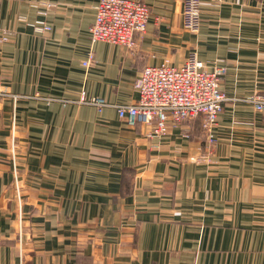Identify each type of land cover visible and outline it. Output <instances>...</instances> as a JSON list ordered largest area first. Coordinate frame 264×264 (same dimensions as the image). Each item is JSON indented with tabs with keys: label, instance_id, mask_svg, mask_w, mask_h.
<instances>
[{
	"label": "crops",
	"instance_id": "0c3cea01",
	"mask_svg": "<svg viewBox=\"0 0 264 264\" xmlns=\"http://www.w3.org/2000/svg\"><path fill=\"white\" fill-rule=\"evenodd\" d=\"M141 1L127 54L92 41L98 0H0V264H264V0H201L196 32L186 0ZM191 53L221 72L214 142L201 116L119 117L145 66Z\"/></svg>",
	"mask_w": 264,
	"mask_h": 264
},
{
	"label": "built area",
	"instance_id": "2783aa9c",
	"mask_svg": "<svg viewBox=\"0 0 264 264\" xmlns=\"http://www.w3.org/2000/svg\"><path fill=\"white\" fill-rule=\"evenodd\" d=\"M95 20L90 27L93 41L103 40L122 46L127 54L134 53L139 45V35L145 32L149 20V5L141 0H98ZM48 7L52 4L47 3ZM201 0H186L185 27L197 31L202 18ZM34 30L45 33L50 25L39 21ZM7 37L0 33V42ZM89 63V60L84 62ZM221 72L211 70L196 53L181 64L165 60L158 65L144 67L134 85L138 97L131 104H116L120 118L130 126L141 122L150 125V133L165 137L173 128L198 117H203V131L210 142L215 141L214 127L223 109L226 96L221 89ZM6 96L0 76V100ZM257 112L264 114V93L250 96ZM96 105H109L101 97L88 101Z\"/></svg>",
	"mask_w": 264,
	"mask_h": 264
},
{
	"label": "rangeland",
	"instance_id": "374dc122",
	"mask_svg": "<svg viewBox=\"0 0 264 264\" xmlns=\"http://www.w3.org/2000/svg\"><path fill=\"white\" fill-rule=\"evenodd\" d=\"M186 3V2H185ZM184 9H185V4H184ZM184 9H183V16H184ZM91 39H92V37H91ZM93 41V40H92ZM100 41H103V40H100ZM93 42H95V41H93ZM103 42H105V41H103ZM109 104V103H108ZM139 123H141V122H139ZM156 136V135H155ZM159 137V136H158Z\"/></svg>",
	"mask_w": 264,
	"mask_h": 264
}]
</instances>
